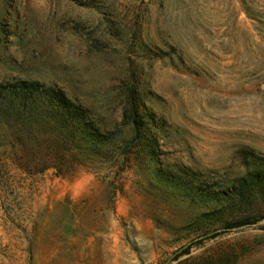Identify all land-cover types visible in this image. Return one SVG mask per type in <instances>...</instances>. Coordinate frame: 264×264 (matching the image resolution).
Returning <instances> with one entry per match:
<instances>
[{
	"label": "rangeland",
	"instance_id": "1",
	"mask_svg": "<svg viewBox=\"0 0 264 264\" xmlns=\"http://www.w3.org/2000/svg\"><path fill=\"white\" fill-rule=\"evenodd\" d=\"M17 81L63 91L111 147L62 176L0 153V264H264V221L209 217L264 159V0H0Z\"/></svg>",
	"mask_w": 264,
	"mask_h": 264
},
{
	"label": "trees",
	"instance_id": "2",
	"mask_svg": "<svg viewBox=\"0 0 264 264\" xmlns=\"http://www.w3.org/2000/svg\"><path fill=\"white\" fill-rule=\"evenodd\" d=\"M127 102L122 126L130 128L135 141H143L141 127L146 125L142 120L153 121L139 115L135 97L131 95ZM103 138L87 111L63 91L37 82L0 83V153L19 170L26 171L30 163L33 167L43 165L42 171L52 170L60 176L72 173L83 167L82 160H99L111 147L110 139ZM253 160V170L238 181L236 188L221 194L222 205L209 216L242 215V220L226 226L227 230L264 221V215L257 213V205L264 204V159ZM188 254L185 250L183 255Z\"/></svg>",
	"mask_w": 264,
	"mask_h": 264
}]
</instances>
